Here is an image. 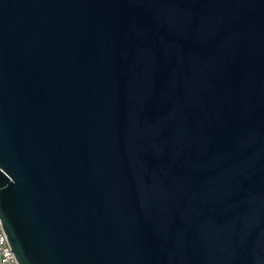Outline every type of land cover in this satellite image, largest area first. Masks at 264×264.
<instances>
[{"label": "water", "instance_id": "obj_1", "mask_svg": "<svg viewBox=\"0 0 264 264\" xmlns=\"http://www.w3.org/2000/svg\"><path fill=\"white\" fill-rule=\"evenodd\" d=\"M0 225L18 264H264V0H0Z\"/></svg>", "mask_w": 264, "mask_h": 264}, {"label": "built area", "instance_id": "obj_2", "mask_svg": "<svg viewBox=\"0 0 264 264\" xmlns=\"http://www.w3.org/2000/svg\"><path fill=\"white\" fill-rule=\"evenodd\" d=\"M0 264H18L0 225Z\"/></svg>", "mask_w": 264, "mask_h": 264}]
</instances>
